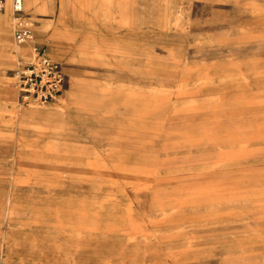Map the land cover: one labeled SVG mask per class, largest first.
<instances>
[{
  "label": "rangeland",
  "instance_id": "1",
  "mask_svg": "<svg viewBox=\"0 0 264 264\" xmlns=\"http://www.w3.org/2000/svg\"><path fill=\"white\" fill-rule=\"evenodd\" d=\"M23 5L32 56L0 51V264H264V0ZM14 16L0 0L16 44ZM35 47L68 77L24 104Z\"/></svg>",
  "mask_w": 264,
  "mask_h": 264
},
{
  "label": "built area",
  "instance_id": "2",
  "mask_svg": "<svg viewBox=\"0 0 264 264\" xmlns=\"http://www.w3.org/2000/svg\"><path fill=\"white\" fill-rule=\"evenodd\" d=\"M14 16V39L20 44L30 38L33 22L21 15L23 0H12ZM35 50L36 47H35ZM35 57L20 62L12 69L14 85L22 103L55 100L64 90L68 73L64 63L54 60L46 53L37 51Z\"/></svg>",
  "mask_w": 264,
  "mask_h": 264
},
{
  "label": "bare ground",
  "instance_id": "3",
  "mask_svg": "<svg viewBox=\"0 0 264 264\" xmlns=\"http://www.w3.org/2000/svg\"><path fill=\"white\" fill-rule=\"evenodd\" d=\"M31 4L33 9L37 10L38 9V0H31ZM9 35H11L10 33H8ZM12 36V35H11ZM15 41V40H14ZM30 40L27 39L25 42L23 43H16L14 44L13 39H6L5 41H2L1 45H0V51H3L6 53V55H8V58H13V57H20V55H27V56H32V53L30 52H24V47H29L30 49V44H28L27 42H29ZM36 51V50H35ZM37 53V51H36ZM77 85L80 84L78 86V88H85L84 86L86 85V81L85 79H78L76 80ZM87 87V85H86ZM16 96H17V92H15L14 90H8L6 91V94L4 95L3 98V103L5 106L7 105H16ZM63 100V99H62ZM64 101V100H63ZM65 104L59 105V106H50V107H40V106H35L33 105V107H31L28 111V113H26V116L28 117H36L39 115H43V114H48L47 112H57V111H61L62 109H64ZM14 114V113H13Z\"/></svg>",
  "mask_w": 264,
  "mask_h": 264
},
{
  "label": "crops",
  "instance_id": "4",
  "mask_svg": "<svg viewBox=\"0 0 264 264\" xmlns=\"http://www.w3.org/2000/svg\"><path fill=\"white\" fill-rule=\"evenodd\" d=\"M26 5H27V8H28V9L32 10L33 12L36 11V10L33 9V7H32L31 0H26ZM23 6H24V5H23ZM7 30H8V28H6L5 30L1 31L0 33L8 34ZM8 38H9V39H12V36L8 34ZM8 38H7V39H8ZM24 48H25V47H24ZM26 48H27V51L24 50V52H30L29 47H26Z\"/></svg>",
  "mask_w": 264,
  "mask_h": 264
}]
</instances>
